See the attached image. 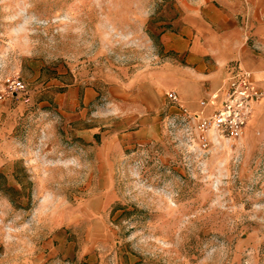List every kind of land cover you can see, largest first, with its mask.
Segmentation results:
<instances>
[{
  "label": "rangeland",
  "instance_id": "obj_1",
  "mask_svg": "<svg viewBox=\"0 0 264 264\" xmlns=\"http://www.w3.org/2000/svg\"><path fill=\"white\" fill-rule=\"evenodd\" d=\"M180 13L178 0H0V264H264V97L241 138L207 142L173 101L120 144L103 136L120 118L58 109L69 89L107 95L158 65ZM14 77L25 91H8Z\"/></svg>",
  "mask_w": 264,
  "mask_h": 264
},
{
  "label": "crops",
  "instance_id": "obj_2",
  "mask_svg": "<svg viewBox=\"0 0 264 264\" xmlns=\"http://www.w3.org/2000/svg\"><path fill=\"white\" fill-rule=\"evenodd\" d=\"M178 1L177 25L159 36L165 56L158 65L138 71L132 80L106 81L107 95L94 87H85L81 95L69 89L58 97V109L84 115L87 110L94 117L103 110L120 118L114 134H103L120 144V136L129 139L155 128L172 101L169 92H176L178 109L200 120L215 108L202 101L221 94L236 71L250 73L254 85L264 90V0ZM86 130L82 135L88 141L100 133L91 124ZM106 197L94 194L87 210L100 213Z\"/></svg>",
  "mask_w": 264,
  "mask_h": 264
},
{
  "label": "built area",
  "instance_id": "obj_3",
  "mask_svg": "<svg viewBox=\"0 0 264 264\" xmlns=\"http://www.w3.org/2000/svg\"><path fill=\"white\" fill-rule=\"evenodd\" d=\"M233 76L229 86L221 94H212L210 100L202 101L203 105L210 101L215 106L211 114L201 118L198 123L204 142H207L210 131L233 140L241 138L255 105L264 97V90L254 85L250 73L240 70ZM6 83L11 93L26 90L23 80L18 77L8 78ZM168 97L177 101L176 92H169ZM2 98L3 95H0V99Z\"/></svg>",
  "mask_w": 264,
  "mask_h": 264
},
{
  "label": "bare ground",
  "instance_id": "obj_4",
  "mask_svg": "<svg viewBox=\"0 0 264 264\" xmlns=\"http://www.w3.org/2000/svg\"><path fill=\"white\" fill-rule=\"evenodd\" d=\"M260 103V102H259ZM259 103H258V105H259ZM258 105H256V106H258ZM255 112V111H254ZM254 114V113H253ZM254 116V115H253ZM253 118H252V116H251V119L249 120V123H250V121L252 120ZM254 121V120H253ZM250 125H251V123H250ZM250 128V127H249ZM251 129V128H250Z\"/></svg>",
  "mask_w": 264,
  "mask_h": 264
}]
</instances>
